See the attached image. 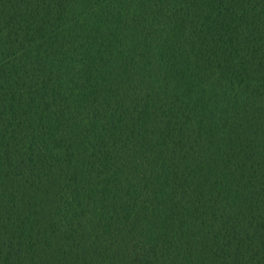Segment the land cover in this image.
Returning <instances> with one entry per match:
<instances>
[{
    "label": "trees",
    "instance_id": "1",
    "mask_svg": "<svg viewBox=\"0 0 264 264\" xmlns=\"http://www.w3.org/2000/svg\"><path fill=\"white\" fill-rule=\"evenodd\" d=\"M0 264H264V0H0Z\"/></svg>",
    "mask_w": 264,
    "mask_h": 264
}]
</instances>
